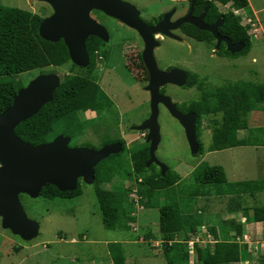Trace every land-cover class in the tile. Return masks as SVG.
Listing matches in <instances>:
<instances>
[{
	"label": "rangeland",
	"instance_id": "1",
	"mask_svg": "<svg viewBox=\"0 0 264 264\" xmlns=\"http://www.w3.org/2000/svg\"><path fill=\"white\" fill-rule=\"evenodd\" d=\"M124 1L140 11V18L145 23L152 22L173 8L175 13L172 19H175L186 11L189 2V0ZM248 3L249 7L245 10L233 7L230 3L217 4L220 11H233L240 17L241 24L247 26L251 46L246 54L237 59L227 60L215 57L211 52V46L196 43L177 30L173 33L179 36L181 41L167 36H156L159 46L154 49V56L158 67L175 65L184 70H193L199 77L205 78L209 85H220L234 80L264 83V0H248ZM0 5L26 9L43 18L51 16L54 12L51 5L43 0H0ZM90 17L99 24L107 25L115 35L111 55L98 57L92 72L95 81L112 99L113 111L104 115L101 120H94L92 126L82 134H72L71 131H66L61 125L56 124L54 138L66 133L72 136L69 146L93 149L101 148L118 139L124 140L127 150L149 146V142L146 141L147 130L138 131L132 128L141 124L149 115V94L144 89L147 79L142 77L140 70H137L142 65L139 60L143 41L135 30L99 9L93 8ZM70 65L71 62H68L60 67L34 69L18 75L16 79L24 86L39 74L56 73L62 79L70 72H75L74 69L70 70ZM165 92L176 104H183L196 96L198 89L167 85ZM94 117V112L87 111L80 115V120ZM218 117L219 115L216 118ZM211 119L212 117L206 116L201 121L199 140L203 146V153L195 156L190 153L182 126L165 107L159 106L158 123L161 139L155 154L160 162L180 175L178 182L180 190L171 200H166L161 192L153 198V205L150 207H145L140 197V206L137 207L131 199L129 188L137 187L139 191L140 183H135L138 179L142 180V177L123 179L121 176H114L110 183L103 185V188L129 190L127 214L135 220L128 223V229L105 228L93 183L86 184L81 181L82 195L68 199H47L40 195L31 198L26 194H20L22 208L30 219L38 222L39 233L30 241L23 240L9 229H4L0 218V264H111L109 247H112V243H118L116 246L127 262L166 264L159 218L160 208L167 202L176 203V207L184 213L194 214L197 220L201 221L196 229L201 231L198 245L212 246L216 242L210 229L212 225L216 226L221 220L232 218L227 208L230 196L216 195V188L211 185H198L191 172L203 163L220 165L228 182L264 179V149L241 146L208 151L212 133ZM247 120L249 129L264 128V104L260 109L249 112ZM254 131L253 134L256 136L264 134V131ZM248 132L249 130H240L238 137L243 138ZM155 166L156 171L160 170L157 165ZM211 202H214V205ZM241 203L249 208L264 205V191L258 192L255 197H245ZM233 220L235 221L236 217ZM148 234L152 237H147ZM217 234L219 239L239 242L235 233H229L226 237L220 230ZM184 236L185 234L181 233L176 240L181 243L188 242L190 237L186 240ZM156 241H159L158 247H154Z\"/></svg>",
	"mask_w": 264,
	"mask_h": 264
},
{
	"label": "trees",
	"instance_id": "2",
	"mask_svg": "<svg viewBox=\"0 0 264 264\" xmlns=\"http://www.w3.org/2000/svg\"><path fill=\"white\" fill-rule=\"evenodd\" d=\"M189 2L193 4L195 14L201 13L205 7H208L206 22L214 23L223 19V23L218 28L220 35L229 38L232 42L245 44L244 48L236 53L229 52L221 44L222 54L231 58L244 55L249 51L251 39L247 26L241 24L240 17L233 11L222 12L217 5L230 3L233 7L245 10L249 7L248 0H189ZM42 20V16L29 10L0 5V113L12 104L17 91L24 86L16 79L18 75L38 68L60 67L71 62L63 40L51 42L40 37L38 29ZM156 20L155 18L153 21ZM183 30L196 39L204 38L209 44H213L214 38L209 31L199 30L189 24H185ZM97 48L95 41L86 42L87 51L92 52ZM97 58L89 55L87 67H79L71 62L70 70L74 69L75 72L63 76L54 91L52 101L43 105L35 115L15 128V134L22 141L34 146L49 142L54 138L56 124L61 125L66 131H71L72 134H82L92 126L94 120H101L105 117L104 115L113 111L112 99L101 89L92 75ZM193 82L198 89L197 97L187 103L178 104L177 108L182 112H193L196 116V137L200 146L196 155L203 153L199 136L201 121L206 116L212 117L211 142L208 151L240 146H264V134L262 136L253 134L254 130L264 131V128L249 129L247 120L249 112L260 109L264 104V83L234 80L220 85H209L205 78L197 74H189L187 87ZM87 111L94 112L95 117L80 120V115ZM218 115L219 117L216 118ZM240 130H249L248 135L239 138ZM62 134L72 138L69 134ZM115 142L122 143L123 149L117 154L109 155L95 166L93 184L105 228L128 229V223L135 220L127 214L129 190L126 188L108 190L104 189L103 185L110 183L114 176H121L123 179L142 177L138 194L141 197V203L145 207H150L153 205V198L161 192L166 200L172 199V196L180 190L178 188L180 175L168 168L165 175L161 176L160 170L156 171L155 164L147 167L149 146L127 150L123 139L113 143ZM191 175L198 185L215 187L216 195L230 196L227 207L229 213L234 214L240 211L249 222L264 221V205H254L249 208L241 203L245 197H255L258 192L264 191V179L228 182L224 169L220 165L203 163L194 168ZM81 181L82 179L78 180L75 190L65 192L47 184L42 188L40 196L47 199L81 196ZM200 224L201 221H198L194 214L184 213L176 207V203L167 202L160 208L159 231L167 264H188L189 254L186 243L175 240L181 233L185 234L184 237L187 240L190 237L189 234L196 232ZM210 229L216 242L212 246L208 244L205 247L194 245L197 264H233L247 257L246 246H241L238 242L229 239H219L216 228ZM220 229L226 237L232 230L237 235H241L242 232L240 223L233 219L222 221ZM169 241L174 242L169 244ZM116 245L118 243H112V247H109L112 264H135L126 262L123 253ZM261 263L264 264V259Z\"/></svg>",
	"mask_w": 264,
	"mask_h": 264
},
{
	"label": "water",
	"instance_id": "3",
	"mask_svg": "<svg viewBox=\"0 0 264 264\" xmlns=\"http://www.w3.org/2000/svg\"><path fill=\"white\" fill-rule=\"evenodd\" d=\"M51 5L54 12L43 18L39 25V35L45 40L56 42L63 40L69 58L79 67H87L89 55L86 51V38L95 35L107 40L106 29L90 17L93 8L103 11L131 29L135 30L143 41L141 56L149 73L145 90L149 93V115L139 125L132 128L138 131L147 130L146 141L149 142V159L146 166L155 164L164 176L168 166L156 157L161 135L158 123L159 106L162 105L175 118L184 130V135L192 155L199 152V141L196 137V116L193 112L178 110L177 104L169 95L160 93L165 84L182 86L186 74L183 69L161 70L154 56V49L159 46L156 38L167 36L180 40L173 33L183 23H190L199 30L209 31L216 38V48L224 41L231 53L241 51L245 44L231 42L218 32L223 23L219 19L213 24H206L208 7L198 16H193L191 5L187 14L172 21L175 8L164 13L155 24L148 25L140 18V11L124 0H43ZM61 82L56 73L39 74L28 84L17 91L12 104L0 113V218L4 229L23 240L30 241L37 237L39 224L30 219L22 208L20 194L37 198L47 184L59 191H73L78 180L92 184L95 177V166L111 154L123 149L120 142L107 144L98 149L85 146L71 147L70 136L58 135L53 140L34 146L22 141L15 128L26 119L35 115L43 105L51 102L54 91Z\"/></svg>",
	"mask_w": 264,
	"mask_h": 264
},
{
	"label": "flooded vegetation",
	"instance_id": "4",
	"mask_svg": "<svg viewBox=\"0 0 264 264\" xmlns=\"http://www.w3.org/2000/svg\"><path fill=\"white\" fill-rule=\"evenodd\" d=\"M193 6V4L192 3H190V2H188V6H187V9H186V11L181 15V16H178L177 18H175V19H172L171 18V20L172 21H176L178 18H180V17H183V16H185L186 14H187V12H188V10H189V8H190V6ZM192 14H193V16H198L200 13H198V14H195L194 13V11L192 12ZM162 15H163V13L157 18V20L156 21H153L151 24H149V23H146V24H148V25H152V24H155L156 22H158L161 18H162ZM204 22L206 23V24H213V23H208V22H206L205 21V17H204ZM185 24H189V25H192V24H190V23H183V24H181L177 29H175V30H173V31H180L181 33H183L186 37H188V38H190V39H192L193 41H195L196 43H199V44H203V45H205V46H211V52L213 53V55L215 56V57H218V58H225L226 60L227 59H229L230 57H228V56H225L224 54H222L221 53V51H220V46H221V44H223L224 46H225V48H226V43L224 42V41H222L220 44H219V47L218 48H216V39L214 38V36H213V38H214V41H213V44L211 45V44H209L204 38H201V39H196V38H194V37H192V36H190V35H188L187 33H185V31L183 30V26L185 25ZM101 25H102V23H101ZM105 29H106V31H107V36H108V38H107V40H103L102 38H100V37H98V36H95V35H89L87 38H86V41L85 42H87V41H90V42H94L95 41V43L97 44V46H98V48L97 49H94L92 52H89V51H87V49H86V51H87V53H88V55H92V56H96V57H106V56H108V55H111V53H112V45L115 43V35L114 34H112L111 33V29L107 26V25H102ZM192 26H194V25H192ZM195 27V26H194ZM133 30V29H132ZM222 36V35H221ZM140 37V36H139ZM163 37V36H162ZM223 37H225V36H223ZM229 39V38H228ZM60 40H62V39H60ZM177 41H181V40H177ZM231 41V40H230ZM232 42V41H231ZM233 43V42H232ZM235 43V42H234ZM86 44V43H85ZM143 46H144V44H143ZM239 57V56H238ZM238 57H231L230 59H237ZM139 62L141 63V64H143V65H141V68H139V69H137V70H140V72L142 73V77H145L146 79H147V84H148V81H149V73H148V70L146 69V67H145V65H144V62H143V59H142V56H141V59L139 60ZM144 66V67H143ZM128 68H129V66H128ZM133 68V67H132ZM173 68H179V69H182V68H180V67H178V66H175V65H168V66H166L165 68H160L161 70H164V71H169V70H171V69H173ZM183 70H184V68H183ZM185 71V74H186V79H185V83H184V85H182V86H177V85H174V84H170V83H168V84H165L164 86H162L161 88H160V93H162V94H166V92H165V86H167V85H173V86H176V87H178V88H187V89H190V88H192V87H194L195 89H196V85H195V82H193V84L192 85H190V86H188L187 87V81L189 80V74L190 75H196L197 73L196 72H194L193 70H187V69H185L184 70ZM194 79V78H193ZM192 79V80H193ZM145 87L146 86H144V89H145ZM161 90H163V92H161ZM149 94V93H148ZM166 95H168V94H166ZM197 97V94H196V96H194L193 98H191V99H195ZM190 99V100H191ZM189 100V101H190ZM188 101V102H189ZM178 105V104H177Z\"/></svg>",
	"mask_w": 264,
	"mask_h": 264
},
{
	"label": "crops",
	"instance_id": "5",
	"mask_svg": "<svg viewBox=\"0 0 264 264\" xmlns=\"http://www.w3.org/2000/svg\"><path fill=\"white\" fill-rule=\"evenodd\" d=\"M91 112V111H88ZM93 113V112H92ZM241 147V146H240ZM243 147V146H242ZM256 149H264V146H254ZM230 149V148H228ZM239 181V180H236ZM179 185V183H178ZM211 204L214 205V202H211ZM143 207V206H142ZM232 216L233 219L236 217V222L240 223L241 226V235H237V238L239 240V244L241 246H246L247 248V257L235 262L237 263H244V264H262L261 262L264 259V221L261 222H249L246 219V216H244L242 213H240V211H237L234 214H230ZM222 221L215 225H212L213 227H215L217 229V233L220 232V228H221V224ZM230 234L235 233V231H230ZM236 234V233H235ZM147 237H152L151 235H147ZM256 239V240H255ZM260 239V240H258ZM258 244H260V246H258ZM156 245V246H155ZM159 246V241H156V243L154 244V247H158ZM165 257V256H164ZM126 262L127 259L125 258ZM166 261V258H165ZM128 263H135V261H129ZM112 264V262H111ZM136 264V263H135ZM167 264V262H166Z\"/></svg>",
	"mask_w": 264,
	"mask_h": 264
},
{
	"label": "built area",
	"instance_id": "6",
	"mask_svg": "<svg viewBox=\"0 0 264 264\" xmlns=\"http://www.w3.org/2000/svg\"><path fill=\"white\" fill-rule=\"evenodd\" d=\"M140 182H142V180L138 179L135 184H139ZM129 189H130V194H131V197H132L131 198L132 201L135 203V205L137 207H139L140 206L139 205L140 196L138 194L137 187L133 188L131 186ZM202 227H204V226H202ZM200 232H201L200 230H197L194 234H192V235L189 234L190 235V240L188 242L185 241L187 243V251H188V254H189V264H194V262H195L196 253H195L194 245L199 243ZM175 241H178V240H175ZM173 242L174 241H169V244H171ZM237 264H244V263H237Z\"/></svg>",
	"mask_w": 264,
	"mask_h": 264
}]
</instances>
